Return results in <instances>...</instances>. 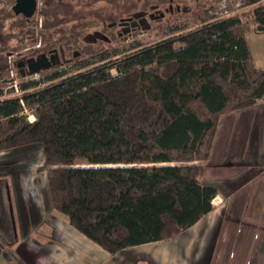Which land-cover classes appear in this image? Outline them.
Wrapping results in <instances>:
<instances>
[{
	"label": "trees",
	"instance_id": "16d2710c",
	"mask_svg": "<svg viewBox=\"0 0 264 264\" xmlns=\"http://www.w3.org/2000/svg\"><path fill=\"white\" fill-rule=\"evenodd\" d=\"M245 3L254 6L247 22L176 25L151 46L104 52L91 69L46 77L56 84L28 92L38 82L20 83V97L4 98L0 87V153L39 149L52 210L110 255L188 230L218 195L192 162L209 157L221 117L264 100V69L246 43L247 33H264V0ZM62 34L43 37L49 50L41 54L58 55L56 66L67 63ZM17 66L27 69L25 60ZM7 71L1 57L0 80Z\"/></svg>",
	"mask_w": 264,
	"mask_h": 264
},
{
	"label": "rangeland",
	"instance_id": "374dc122",
	"mask_svg": "<svg viewBox=\"0 0 264 264\" xmlns=\"http://www.w3.org/2000/svg\"><path fill=\"white\" fill-rule=\"evenodd\" d=\"M36 1L37 8L34 15L24 22L25 18L12 12L11 8L15 0H0V58L4 57L8 65V71L0 80V87L7 92L4 98L20 97L22 95L18 87L20 83L37 81L38 85L28 90L33 92L56 84L58 79L46 80V77L54 72L65 71L68 74H75L91 69L95 63L94 58L97 59L104 52L115 50L119 54L118 57H122L133 53L137 48H131L135 46L138 48L151 46L174 36L175 34H171L176 25H181L189 31L199 28L213 18L232 16L241 17L243 22H247L246 13L251 12L254 7L247 5L245 0ZM209 3L212 6L209 7ZM170 5L172 11H169ZM152 6H158L160 10L157 9V12L153 13L150 9ZM176 8L179 9L178 12ZM162 12L164 17L160 19ZM132 14L136 23L143 20L144 24H141L140 29L127 34L121 32L119 26H116L117 23L121 18ZM142 14H145V18L138 19ZM55 22L57 25L51 26ZM53 31L62 32V38H69V44L64 45L67 63L56 66L58 62H55L49 70L35 74H28L26 68L22 70V67H18L17 64L21 60H25L27 65V61L49 50L43 37ZM257 34L252 31L246 35V43L255 58L253 61L256 68L264 67V33ZM54 37L56 39L58 35ZM64 42L56 44L55 48L58 49ZM85 61L91 62V65L80 67ZM112 75H115L114 71ZM24 114L29 122L34 121L33 110L26 109ZM28 151L17 153V150H8L0 153V196L5 203L4 208L12 225L7 235L3 232L1 235V245L8 248L4 250L12 253V256L9 253L3 256L8 262L11 261L13 264H213L214 261V264H264V226L261 227L259 222L261 219L264 221V208H262L263 214L260 211V208L264 207L262 194H256L255 197L259 221L255 223L254 233L251 229L247 235L244 227L239 240L228 243L227 247L219 250L217 255L215 252L214 255L211 254L212 244L201 243L199 238H193V231L187 232L188 230L187 233L181 231L167 239L126 248L115 255H110L72 228L64 215L52 210L46 182L47 169L42 153L35 147L29 148ZM208 158L192 162L202 166L203 173L200 177L202 183L209 181L207 180ZM243 167H247V164ZM211 169V174L214 176L211 183L218 190L220 185L225 186L222 184L225 180H218V174L222 169L216 164ZM254 171L258 170L254 169ZM215 181L220 182L217 184ZM221 197L223 196L220 198L216 196L217 199L213 200V210H220L223 202ZM239 229L237 225L235 227L237 238ZM52 246L58 249L55 250L56 253L47 256L46 250ZM15 248L16 250L19 248V251ZM0 264H2L1 260Z\"/></svg>",
	"mask_w": 264,
	"mask_h": 264
},
{
	"label": "crops",
	"instance_id": "0c3cea01",
	"mask_svg": "<svg viewBox=\"0 0 264 264\" xmlns=\"http://www.w3.org/2000/svg\"><path fill=\"white\" fill-rule=\"evenodd\" d=\"M261 34L263 33L257 35ZM251 55L255 60L253 54ZM257 68L264 69V67ZM261 146H264V100L249 109L221 117L208 158L207 180L209 181L207 184H212L214 176L211 174V168L216 164L222 169L218 174V180H225L222 183L225 186L220 185V190H217L218 198L223 196L221 197L222 206L220 210H212L188 231L186 230L193 231V238H199L201 243L212 244L211 254L213 255L214 252L217 255L219 250H224L228 243L239 240L244 227L247 235L251 229L252 233L256 230L255 223L259 220H257L258 205L255 197L256 194L264 195V147ZM245 164L247 167L244 168ZM1 198L0 196V260L2 264L5 262L12 264L11 261L8 262L5 257L3 258L7 254L4 249L8 248L1 245V235L2 232L7 235L12 225ZM262 208L264 207H261L260 211L263 214ZM259 222L263 227V219ZM237 225L240 228L237 230L238 238L235 234ZM57 249L52 246L46 250V255L51 256V253H56ZM16 251H19V248Z\"/></svg>",
	"mask_w": 264,
	"mask_h": 264
},
{
	"label": "water",
	"instance_id": "95a60500",
	"mask_svg": "<svg viewBox=\"0 0 264 264\" xmlns=\"http://www.w3.org/2000/svg\"><path fill=\"white\" fill-rule=\"evenodd\" d=\"M36 8V0H15V3L11 9L15 15H21L24 18L29 19L34 15ZM160 15L162 16V14ZM54 59L56 61H54L53 58H48L44 54L30 59L29 61H27V73L35 74L45 70H49L51 66H54L55 62H59L58 56H56Z\"/></svg>",
	"mask_w": 264,
	"mask_h": 264
},
{
	"label": "flooded vegetation",
	"instance_id": "af4514ba",
	"mask_svg": "<svg viewBox=\"0 0 264 264\" xmlns=\"http://www.w3.org/2000/svg\"><path fill=\"white\" fill-rule=\"evenodd\" d=\"M156 7L157 6L150 7V9L153 11V13L157 12V8ZM137 14H139V13H137ZM149 17L152 18L153 16H149ZM141 18H145V14H142V16L139 17L138 19H141ZM141 24H144V21L140 20L139 22L136 23L135 16L132 14L131 16H127V17L121 18L116 26H119V28L122 30L121 32L124 31L127 34V33L131 32L133 30L140 29ZM47 57L48 58H53V60L56 61L54 59L56 57V55H48Z\"/></svg>",
	"mask_w": 264,
	"mask_h": 264
}]
</instances>
